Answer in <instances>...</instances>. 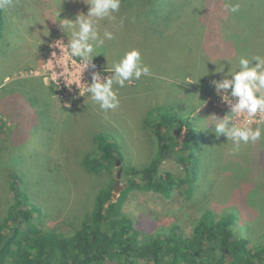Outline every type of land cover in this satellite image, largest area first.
I'll list each match as a JSON object with an SVG mask.
<instances>
[{
  "label": "rangeland",
  "instance_id": "rangeland-1",
  "mask_svg": "<svg viewBox=\"0 0 264 264\" xmlns=\"http://www.w3.org/2000/svg\"><path fill=\"white\" fill-rule=\"evenodd\" d=\"M216 2L184 0L185 5L180 7L179 0H122V14L117 21L122 17L124 23H132L137 17L141 20L138 23L143 26L140 32H131L135 36L132 38L135 45L150 46L152 58L145 56L143 61L151 64L152 74L133 80L135 84L126 82L124 88L118 89L119 108L105 112L87 95L77 93L62 97L54 85L31 75L36 69L44 72L49 44L55 37H63L67 43L58 25L59 12L60 19H75L80 12L86 14L89 6L83 0H13L12 6L4 10L5 31L3 42L0 41V101L4 93L8 96L16 91L15 83L25 85V92H21L28 106L27 118L9 126L27 131L28 136L22 139L23 146L14 154L2 158L0 220L13 200L10 183L3 176L16 168L20 171L23 198L29 202L24 203L23 209L32 207L34 212L28 224L34 223L32 228L41 232L56 230L70 234L76 231L70 218L85 212L91 194L110 177L107 172H90L82 163L91 156L90 151L98 148L94 139L104 133L115 141L123 160L125 173L120 181L125 189L130 177L128 171L144 168L158 151L157 138L144 123L154 109L152 120L156 122L163 116L175 123L172 135L178 142L187 138L186 124L192 125L189 146L181 152L194 163L193 169L201 170L197 180L201 182L198 184L201 189L188 198L182 192L166 197L156 190L130 191L124 211L134 219L140 235L156 236L178 226L183 237H188L193 232V221L205 208L214 212L217 220L225 213L234 214V233L247 239L249 247L264 245V140L242 144L239 151L248 147L252 153L245 163L239 152L233 154L232 142L227 141L226 136L217 138L208 129L209 116L223 117L229 111L218 109L212 102V98L220 97L211 84L215 64L204 48L196 19L204 15L206 5H209L208 12L219 9ZM216 22L214 31L209 30L207 34L214 36L216 31L218 36L217 32L222 31V22ZM44 28L48 29V36L43 35ZM121 32V28L116 30L115 36ZM111 41H106L103 50L106 56L94 57L97 71L106 67L102 62L118 61ZM39 116L41 120L36 121ZM237 119L236 123L243 126V118ZM7 120L12 119L4 122ZM9 126H0V138L9 135ZM12 133L14 135L15 130ZM223 149H229L230 156L227 157ZM210 161L214 162L217 174L206 178L204 165ZM183 166L170 159L161 170L181 175ZM210 186L214 191L208 203L204 199Z\"/></svg>",
  "mask_w": 264,
  "mask_h": 264
},
{
  "label": "trees",
  "instance_id": "trees-1",
  "mask_svg": "<svg viewBox=\"0 0 264 264\" xmlns=\"http://www.w3.org/2000/svg\"><path fill=\"white\" fill-rule=\"evenodd\" d=\"M234 2L241 4L239 13L226 11L225 0H217L219 9L214 8L208 12L209 5H206L204 15L196 17L201 38L204 39V48L213 60L215 69L218 64L224 63L227 71L230 67L227 61L235 67L238 58L242 55L250 59L257 55L264 56V0H234ZM179 3L181 7L186 1L184 4V0L182 2L179 0ZM220 11L223 12L219 13ZM193 12L197 15L196 11ZM4 15V10H0V41L4 38ZM139 21L141 20L137 17L132 23H124L121 34H117L118 36L110 42L119 56L118 61L132 48L139 49L143 59L145 56L147 59L152 58L150 46L145 43L137 45L134 43V32H131L134 30L140 32L139 29L143 25L138 23ZM216 21L222 22V31L217 32L218 36L216 31L214 36L212 33L207 34L209 30L214 31ZM102 24L112 30V25L106 21ZM111 59L113 58L109 60ZM110 62L102 63L110 68L112 65ZM255 63L253 61V64ZM213 78L223 77L221 74H215ZM25 88V85L17 82L14 84L16 91L13 94L6 96L7 92L4 93L0 101V126L7 124L9 126L10 123L14 125L18 122L20 124L26 120L28 106L24 102ZM153 113H155L154 109L148 113L144 123L154 132L158 151L144 168H133L128 171L130 173L128 183L116 199L114 198L115 180L118 179L120 169H122L121 177L125 173L122 156L117 151L115 141L109 135L103 133L96 136L94 143L98 148L90 151L88 155L91 156L86 157L82 163L86 170L94 173L107 172L110 177L94 194H91L85 212L70 218L76 228L73 233L56 230L41 232L33 229L34 223L28 224L34 214L32 207L23 209L27 200L23 198L19 186L20 171L16 168L9 170L3 178L10 183L13 200L5 208L6 211L2 212L0 220V264H264V245L249 247L247 239L239 238L233 230L235 218L232 213H225L217 220L210 209H201L200 217L193 221V232L188 237H183V232L178 226H172L165 233L156 236L140 235V231L135 228L134 219L124 211V204L130 191L138 188L156 190L166 197L182 192L188 198L194 192L197 193L198 188L201 189V185H198L201 182L197 181L201 170L198 172L196 168L193 169L194 163L181 152L189 146L187 141L193 134L192 127L189 128L192 125L186 124L187 138L178 142L172 135V129L176 127L175 123L163 116L155 122L151 119ZM7 118L12 120L4 122ZM38 120H41V116L36 121ZM181 123L184 124L186 121ZM8 128H10L9 135L0 138V179L4 162L2 158L14 154L17 148L23 146L22 139L25 140L28 136L27 131L25 133V130L12 126L16 132V135H13L11 127ZM223 150L227 157L230 156L229 149ZM239 154L245 163L249 162L252 156L248 147L239 151ZM170 159L184 164L181 175L163 173L161 168L164 162ZM213 165L212 161L204 165L206 178L213 174L216 176L217 172ZM214 185L215 183L212 186ZM213 188L210 186L205 192L204 200L208 203L212 198ZM218 209L220 210V207ZM229 254L231 260L228 258Z\"/></svg>",
  "mask_w": 264,
  "mask_h": 264
},
{
  "label": "clouds",
  "instance_id": "clouds-1",
  "mask_svg": "<svg viewBox=\"0 0 264 264\" xmlns=\"http://www.w3.org/2000/svg\"><path fill=\"white\" fill-rule=\"evenodd\" d=\"M83 2L89 6L88 11L86 14L78 13L75 19H60L59 12L58 25L67 37V43L64 42L63 37L50 43L49 48L53 49L50 59L59 66L65 55L78 58L81 77L74 82L78 95L84 97L87 95L105 112L114 111L121 104L118 89L124 88L126 82L131 83L133 80L138 81L144 76L151 75L152 69L144 63L141 51L132 48L110 68L106 66L102 71H92L90 82L83 79L86 70L97 69V65L93 62L94 57L101 54L106 56L103 51L106 41L115 39V31L124 27L125 20L122 17L117 24L122 0H83ZM12 3L13 0H0V10L9 9ZM224 8L236 14L239 13L241 4L234 0H225ZM104 21L112 25V30L102 24ZM43 35H49L48 29L44 28ZM65 48L67 53L64 51ZM57 49L59 55L55 51ZM253 61L256 63L253 64ZM227 62L230 65L227 71L224 63L216 64L214 74H221L223 78L213 79L211 84L216 93L229 105V111L223 117L213 114L207 119L210 121L208 129L210 128L217 138L226 136L227 141L232 142L233 154H236L242 144L264 140V56L257 55L250 59L242 55L238 58L235 67L230 61ZM57 75L64 78L65 71L53 73V78L55 79ZM239 117L243 118V126L236 123Z\"/></svg>",
  "mask_w": 264,
  "mask_h": 264
},
{
  "label": "built area",
  "instance_id": "built-area-1",
  "mask_svg": "<svg viewBox=\"0 0 264 264\" xmlns=\"http://www.w3.org/2000/svg\"><path fill=\"white\" fill-rule=\"evenodd\" d=\"M61 37H55L52 42H54L57 39H60ZM51 42V43H52ZM65 42V40H64ZM66 43V42H65ZM53 49H50L48 58L46 60V64L43 65V70L44 72H40V70L36 69L32 71L33 73L31 75L33 76H39L42 78L43 82L45 84H52L56 87V89L60 92V95L62 97H70L72 95H76L78 93V89L76 88V85L74 82L81 77V65L80 61L78 58H71L65 55L63 62L57 66L54 61H52L51 58V52ZM57 51V54L59 55V50ZM65 53H67V49L65 48ZM98 68V67H97ZM62 70L65 71V76L57 77L54 79L53 78V73H59ZM96 69H88L84 72L83 74V79L88 80L89 82L91 81V72L95 71ZM71 87V88H70ZM212 102L214 106L218 107V109L226 111L229 110V105L224 102L221 98L219 97H214L212 98ZM238 120V119H236Z\"/></svg>",
  "mask_w": 264,
  "mask_h": 264
},
{
  "label": "water",
  "instance_id": "water-1",
  "mask_svg": "<svg viewBox=\"0 0 264 264\" xmlns=\"http://www.w3.org/2000/svg\"><path fill=\"white\" fill-rule=\"evenodd\" d=\"M120 163V162H119ZM121 173L122 169L119 170L118 176H117V181H116V186H115V192H114V198L116 199L118 197L119 192L121 189H123L124 185L121 184ZM229 259H232L231 256L228 257Z\"/></svg>",
  "mask_w": 264,
  "mask_h": 264
}]
</instances>
